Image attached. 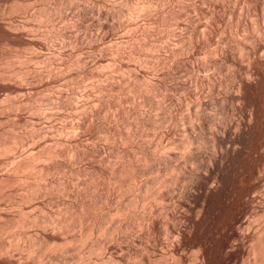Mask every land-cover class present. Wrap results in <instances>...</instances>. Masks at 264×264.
<instances>
[{"label": "rangeland", "instance_id": "374dc122", "mask_svg": "<svg viewBox=\"0 0 264 264\" xmlns=\"http://www.w3.org/2000/svg\"><path fill=\"white\" fill-rule=\"evenodd\" d=\"M263 50L264 0H0V264H264V108L228 93L264 107Z\"/></svg>", "mask_w": 264, "mask_h": 264}, {"label": "bare ground", "instance_id": "6f19581e", "mask_svg": "<svg viewBox=\"0 0 264 264\" xmlns=\"http://www.w3.org/2000/svg\"><path fill=\"white\" fill-rule=\"evenodd\" d=\"M200 23H202V22H200ZM200 25H201V24H200ZM202 25H203V24H202ZM204 26H206V24H204L203 27H201L202 29L200 28V26H199V28H200L201 30H203ZM222 39H223V38H222ZM245 39H246V38H245ZM220 41H221V40H220ZM245 41H246V40H245ZM218 43H219V42H218ZM245 43H246V42H245ZM216 44H217V43H216ZM248 44H249V42H248ZM217 46H218V44H217ZM240 46L242 47L241 44H240ZM241 47H240V48H241ZM211 48H212V50H213V47H211ZM221 48H222V46H221ZM246 48H247V46H246ZM216 50H217V47H216ZM216 50H215V51H216ZM240 50H244V49H240ZM248 51H250V50H248ZM209 52H210V51H209ZM209 52L207 51V53H209ZM216 52H217V51H216ZM239 52H241V51H239ZM242 52H243V51H242ZM244 52H245V50H244ZM244 52H243V53H244ZM246 52H247V51H246ZM251 52H252V51H251ZM203 53H205V52H203ZM260 53H261V52H260ZM263 53H264V50H263ZM241 54H242V53H240V55H241ZM199 55H200V54H199ZM206 55H207V54H206ZM217 55H218V54H217ZM240 55H239V56H240ZM243 55H244V54H243ZM247 55H248V54H247ZM200 56H201V55H200ZM204 56H205V55H204ZM211 56H212V55H211ZM237 56H238V55H237ZM244 56H246V54H245ZM205 57L207 58V56H205ZM208 57H209V56H208ZM215 57H216V56H215ZM215 57H214V59H216ZM246 57H247V56H246ZM249 57H250V56H249ZM197 58H198V57H197ZM202 58H203V57H202ZM242 58H244V57L242 56ZM250 58H251V57H250ZM200 59H201V58H200ZM220 59L222 60V58H220ZM198 60H199V59H198ZM206 60H207V59H206ZM223 60H224V59H223ZM244 60H245V59H244ZM249 60H250V59H249ZM204 61H205V59H204ZM215 61H216V60H215ZM241 61H243V60H241ZM201 62H202V61H201ZM225 62H226V60H225ZM202 63H203V62H202ZM205 63H206V62H205ZM212 63H213V62H212ZM214 63H216V62H214ZM218 63H219V62H218ZM218 63H217V64H218ZM227 63H228V62H227ZM241 63H242V62H241ZM217 64H216V65H217ZM222 64H223V63H222ZM232 64H233V63H230V65H232ZM204 65H205V64H204ZM214 65H215V64H214ZM219 65H220V64H219ZM225 65H227V64H225ZM242 65H243V63H242ZM244 65H245V64H244ZM217 66H218V65H217ZM217 66H216V67H217ZM225 67H226V66H225ZM234 67H235V66H234ZM236 67H237V66H236ZM228 68H230V66H229ZM228 68H227V69H228ZM240 68H241V67H240ZM216 69H217V68H216ZM216 69H215V70H216ZM220 69H221V68H220ZM223 69H224V68H223ZM233 69H234V68H233ZM228 70H229V69H228ZM228 70H226V71L228 72ZM236 70H237V69H236ZM219 71L221 72V70H219ZM231 71H232V70H231ZM234 71H235V70H234ZM205 72H206V71H205ZM209 72H210V71H209ZM220 72H219V74H220ZM207 73H208V72H207ZM231 73H232V72H231ZM231 73H230V75L233 74V73H232V74H231ZM236 73H237V72H236ZM236 73H235V74H236ZM243 73H244V77L246 78V79H245L246 82H247V81L249 82L250 80L252 81V80H256V79H258V81L255 82L256 84L253 86V89L256 90V92L262 91V90H261V87H263V86H262V82L264 81V79H263V81H260V79H261L260 76H261V75H259L256 71H254V69L249 65V63H248V66H247L246 68H244ZM228 74H229V73H228ZM238 74H239V73H238ZM213 75H214V73H213ZM230 75H229V76H230ZM197 76H199V75H197ZM221 76H222V73H221ZM225 76H226V75H225ZM225 76H224V78H225ZM236 76H237V75H236ZM201 77H202V80H203V78L207 79V81H208L209 84H210V82L214 81V80H212V77H211L210 74H207V75H206V74H205V75L203 74V76H201ZM244 77H243V78H244ZM261 77H262V76H261ZM220 78H221V77H220ZM231 78H232V79H230V80H233L234 82L236 81L234 85H233V82H232V81H231V82H232V85H230V86L228 85V93L231 94V96H232L231 98L233 99V100H232V103L235 102V104H236L237 106L239 105V107H240V106H243V105H244V107L249 106L251 109L248 107V110L250 109V110L252 111V112L250 111L251 116H249V117H251V118L254 120L255 117L257 116L258 111H261V110H263V108H264V107H263V104H262V102H261V100H260V102L256 103V101H255V102L252 101L253 98H252L251 100L247 99V97H248V98H251V97H249V96L246 97V95H245V93H244V91H245V89H247V86H248V85L246 86V84L243 82V79H242V78L236 80V77H235L234 75H232ZM205 79H204V80H205ZM221 79H222V78H221ZM221 79H220V80H217V83H218L219 85H223V84H222L223 81H221ZM215 81H216V80H215ZM205 82H206V81H205ZM214 83H215V82H213L212 84H214ZM227 83H229V80H228ZM263 83H264V82H263ZM209 84H208V85H209ZM215 84H216V83H215ZM215 84H214V85H215ZM229 84H230V83H229ZM225 85H226V84H225ZM263 85H264V84H263ZM180 86H181V89H182V87H183L184 85L182 84V85H180ZM180 86H179V87H180ZM211 86H212V85L210 84V87H211ZM214 87H216V86H214ZM251 87H252V86H251ZM212 88H213V87H212ZM209 89H210V88H208V90H209ZM251 89H252V88H251ZM211 90H213V89H211ZM214 90H215V89H214ZM226 90H227V89H226ZM254 90H253V92H254ZM193 91H196V93H198L197 95H200V94L203 95L204 93H206L204 86H201L198 90L195 89V90H193ZM182 92H184V91L182 90ZM192 94H193V93H192ZM229 94H228V95H229ZM259 95H260V94H259ZM196 97H197V96H196ZM196 97H195V100L199 101V99H197ZM260 98H261V97H260ZM262 99H263V98H262ZM192 100H193L192 102L194 103L195 100H194V99H192ZM257 100H259V99H257ZM201 102H202V101H199L198 103L195 102V104H196L195 106H196V107L201 106ZM203 102H204V101H203ZM193 103H191V104H193ZM189 104H190V103H189ZM235 104H234V105H235ZM191 106H192V105H191ZM246 108H247V107H246ZM187 109H188V108H187ZM248 112H249V111H248ZM259 115H260V113H259ZM259 115H258V117H260ZM252 119H251V120H252ZM249 120H250V118H249ZM251 120H250V121H251ZM253 120H252V121H253ZM257 120H258V119H255V121H257ZM228 121L231 122L230 120H228ZM252 121H251V122H252ZM229 122H228V123H229ZM251 122H250V123H251ZM253 122H254V121H253ZM253 122H252V123H253ZM231 123H232V122H231ZM260 123H261V122H260ZM260 123L257 124V122H256L257 125H259ZM229 124H230V123H229ZM227 125H228V124H227ZM227 125H226V126H227ZM230 125H231V124H230ZM230 125H228V126H230ZM257 125H256V126H257ZM261 125H262V123H261ZM261 125H259V126H261ZM228 126H227V127H228ZM256 126H255V127H256ZM231 127H232V126H231ZM252 127H253V126H252ZM257 127H258V126H257ZM191 128H192V127H191ZM228 128H230V127H228ZM225 129H227V128L225 127ZM230 129H231V128H230ZM186 130H187V129H186ZM227 130H228V132H229V129H227ZM190 132H191V131H190ZM225 132H226V131H225ZM191 136H192V135H191ZM216 139H218L219 144H220V142H221L220 137H216ZM260 143H261V142H260ZM260 143H259V144H260ZM217 145H218V144H217ZM256 145H257V144H256ZM219 146H221V144H220ZM254 146H255V145H254ZM259 146H260V145H258V147H259ZM255 147H256V146H255ZM258 147H257V149H258ZM31 150H32V149H31ZM196 150H197V149H196ZM228 150H229V148H228ZM228 150H227V152H228ZM221 151H222V150H221ZM225 151H226V150H225ZM31 152H32V151H31ZM31 152H27V153H31ZM215 152H216V151H215ZM32 153H34V152H32ZM217 153H218V155H219L220 152L217 151L216 154H212V156H211V157H212L211 159H212L214 162L219 161ZM221 153H222V152H221ZM190 154H191V153H190ZM196 154H197V153H196ZM32 155H33V154H32ZM194 155H195V154H194ZM220 155H221V154H220ZM220 155H219V156H220ZM28 156H29V154H28ZM34 156H35V155H34ZM195 156H196V155H195ZM30 157H31V155H30ZM32 157H33V156H32ZM196 159H198V155H197V158H196ZM212 163H213V162H212ZM217 163H218V162H217ZM215 164H216V163H215ZM216 165H217V164H216ZM209 169H210V168H209ZM209 169H208V170H209ZM196 174H200V173H199V172H198V173L195 172V175H196ZM193 175H194V174H193ZM199 176H202V175H199ZM199 176H198V177H199ZM192 177H194V176H192ZM195 177H196V179H197V175H196ZM195 177H194V178H195ZM194 178H193V179H194ZM198 179H199V178H198ZM199 180H200V179H199ZM201 180H202V178H201ZM197 181H198V180H197ZM214 182H215V180H214ZM238 192H239V191H238ZM182 194H183V192H182ZM185 195H187V194H185ZM185 197H186V196H185ZM180 200H181V199H180ZM174 225H175V224H174ZM175 226H176V225H175ZM175 228H176V227H175ZM173 229H174V228H173ZM176 231H177V230H176Z\"/></svg>", "mask_w": 264, "mask_h": 264}]
</instances>
